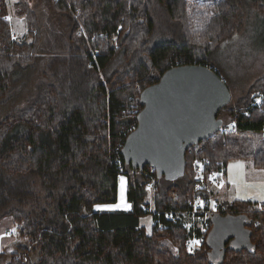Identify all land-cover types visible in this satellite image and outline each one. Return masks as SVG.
Masks as SVG:
<instances>
[{
	"label": "trees",
	"instance_id": "trees-1",
	"mask_svg": "<svg viewBox=\"0 0 264 264\" xmlns=\"http://www.w3.org/2000/svg\"><path fill=\"white\" fill-rule=\"evenodd\" d=\"M241 2L50 0L65 25L44 36L32 6L19 1L29 40H16L0 0V219L10 217L26 240L0 251V264H264V209L253 202L216 204L218 216L243 218L250 246L229 240L215 255L206 243L210 216L200 248L189 253L179 212L196 161L206 175L235 159L264 170V73L218 112L216 133L186 150L175 179L134 167L121 152L141 91L166 69L206 65L224 79L214 51L237 29ZM119 175L130 210L95 211L117 201ZM151 178L148 234L140 218Z\"/></svg>",
	"mask_w": 264,
	"mask_h": 264
},
{
	"label": "water",
	"instance_id": "water-1",
	"mask_svg": "<svg viewBox=\"0 0 264 264\" xmlns=\"http://www.w3.org/2000/svg\"><path fill=\"white\" fill-rule=\"evenodd\" d=\"M230 100L216 70L200 64L169 67L139 95L142 108L121 149L125 162L139 169L151 166L158 176L175 179L184 172L186 150L221 128L217 114ZM210 221L206 243L212 255L223 253L229 240L250 246L242 217L214 213Z\"/></svg>",
	"mask_w": 264,
	"mask_h": 264
},
{
	"label": "rangeland",
	"instance_id": "rangeland-1",
	"mask_svg": "<svg viewBox=\"0 0 264 264\" xmlns=\"http://www.w3.org/2000/svg\"><path fill=\"white\" fill-rule=\"evenodd\" d=\"M27 2L34 9L37 19L40 24L41 31L44 36L48 35V31L51 29L58 30V28L65 25L60 19L58 13L54 11L50 0H6L7 13L10 17L9 23L11 31L16 40H25L27 38V27L24 18V14L19 11L18 2ZM241 14L238 18L237 29L230 35V37L223 40L214 51V61L217 64V69L224 77V81L231 93V101L235 100L242 95L247 88L264 73V11L259 9L258 4L254 2H264V0H241ZM254 1V2H253ZM29 40V39H28ZM228 120V116L223 115ZM237 162H242L244 167L242 169L243 175H240L241 170L233 167ZM248 168H252L251 160L249 159H235L227 162L226 175L218 179L216 185H218L220 197L216 196V204L223 201H232L235 199L245 200L244 197H250L251 193L257 192V188H247L245 185H255L252 181V177L249 176ZM121 177L124 178L121 181ZM235 179L236 183H232ZM125 175H119L118 184L119 192L117 196L116 208H123L125 205H129L125 196ZM227 182V187L224 182ZM247 182V183H246ZM122 187V188H121ZM155 180L149 179L145 185V202L147 204L148 214L140 218V225L143 226L145 231L149 234L152 226V214L155 213L154 197H155ZM213 187H210L208 192L214 195ZM247 195V196H246ZM213 205V204H212ZM209 207V214L211 211L216 210L213 206ZM112 207V208H113ZM151 212V213H149ZM209 214L202 216L199 222L203 224L207 222ZM165 217L172 220L171 214L165 212ZM160 228V227H159ZM13 240L23 239V236L18 232L17 227H14ZM186 243V241H185ZM201 244L196 247H191V251L185 245V249L189 253H193L200 248ZM13 251V246L8 250ZM216 260V259H215Z\"/></svg>",
	"mask_w": 264,
	"mask_h": 264
},
{
	"label": "built area",
	"instance_id": "built-area-1",
	"mask_svg": "<svg viewBox=\"0 0 264 264\" xmlns=\"http://www.w3.org/2000/svg\"><path fill=\"white\" fill-rule=\"evenodd\" d=\"M204 164V161L195 162L194 168L196 173V182L186 208L179 211L180 214L184 216L181 223L182 228L189 234L185 243L188 248L190 246L196 247L202 243V234L207 229L208 224H206V221L204 224L203 222L200 223L199 219L202 216H205V218L207 217L206 214H209V207H211L212 204L214 208L216 207L215 200L207 193L209 190L207 182H217L218 179L223 176V168L209 173L207 176L204 172ZM150 170L152 171L153 168L150 167ZM151 180L153 181L154 179L151 178ZM195 241H198L199 243H193Z\"/></svg>",
	"mask_w": 264,
	"mask_h": 264
},
{
	"label": "crops",
	"instance_id": "crops-1",
	"mask_svg": "<svg viewBox=\"0 0 264 264\" xmlns=\"http://www.w3.org/2000/svg\"><path fill=\"white\" fill-rule=\"evenodd\" d=\"M7 17H9V16L7 15ZM7 20L9 21V19H7ZM12 38H14L13 33H12ZM226 165H225V168L223 170V176L222 177H224L226 175V172H227ZM251 165H252L251 166L252 168H248L246 166V170L248 171L249 176L252 177L253 183L255 185H258V184L264 182V170L255 168L253 166L252 162H251ZM216 183H213V184H211L209 186V191H210V187L211 186L213 187L212 190L214 192V195H212V196L214 198L216 196L220 197V194H221V193H219V188H218V185H216ZM224 184H226L227 187L230 186V185L227 184L226 181L224 182ZM126 189H127V183L125 181V190ZM118 192H119V184H118ZM125 196H126V192H125ZM249 196L250 197H248V199L246 198L245 200L253 202L259 209H264V201L260 200L259 198H255V199L253 198L254 196L258 197V191L254 192V194L251 193V195H249ZM115 204H116V202L113 203V204H98V205L94 206V210L95 211H115V210L128 211V210H130V204L129 205H125L123 208L113 207V206H115ZM98 206H100V207H98ZM105 206H110V207H105ZM12 229H14V222H13V220L10 217L5 216V217L0 219V251L9 248V245L13 241V234H12V231H11Z\"/></svg>",
	"mask_w": 264,
	"mask_h": 264
},
{
	"label": "snow or ice",
	"instance_id": "snow-or-ice-1",
	"mask_svg": "<svg viewBox=\"0 0 264 264\" xmlns=\"http://www.w3.org/2000/svg\"><path fill=\"white\" fill-rule=\"evenodd\" d=\"M6 19H10V17H6ZM229 127H231V125ZM233 167H235L237 169H240L241 170L240 175L241 176L243 175L242 169H243L244 165H243L242 162H237ZM123 180H124V178L121 177V181H123ZM232 183H236V180L233 179L232 180ZM245 187H247V188H253V187L257 188L258 189V197L254 196L253 198L254 199L255 198H259L260 200L264 201V182H262V183H260L258 185H245ZM244 198H247V197H244ZM98 207H100V206H98ZM105 207H110V206H105ZM12 231L14 232L15 229H13ZM193 243H197L198 244L199 242L198 241H195ZM191 250L192 249H191V246H190L189 247V251H191Z\"/></svg>",
	"mask_w": 264,
	"mask_h": 264
},
{
	"label": "flooded vegetation",
	"instance_id": "flooded-vegetation-1",
	"mask_svg": "<svg viewBox=\"0 0 264 264\" xmlns=\"http://www.w3.org/2000/svg\"><path fill=\"white\" fill-rule=\"evenodd\" d=\"M230 241H232V242H233V240H230Z\"/></svg>",
	"mask_w": 264,
	"mask_h": 264
}]
</instances>
